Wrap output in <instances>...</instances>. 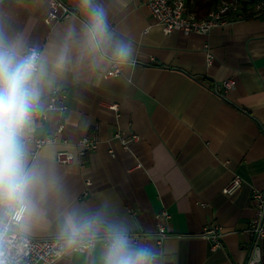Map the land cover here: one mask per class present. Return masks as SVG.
<instances>
[{
  "label": "crops",
  "instance_id": "obj_1",
  "mask_svg": "<svg viewBox=\"0 0 264 264\" xmlns=\"http://www.w3.org/2000/svg\"><path fill=\"white\" fill-rule=\"evenodd\" d=\"M61 1L72 14L47 24L48 0H0V21L10 34L22 36L26 47L50 54L70 27L78 37L85 21L78 0ZM99 2L113 32L132 43L133 61L105 77L111 63L81 59L72 43L68 70L42 97L28 138L30 161L54 172L61 190L36 205L23 233L60 238L64 211L107 205L137 242L158 251L159 264H246L251 246L246 229L256 214L252 190L264 188V15L235 19L204 34L165 33L145 0ZM185 2L203 15L220 0ZM204 44L212 54L209 65ZM229 78L234 85L224 89L222 81ZM54 90L66 94L63 111L57 103L47 105ZM60 123L56 140L37 148L33 140L53 135ZM117 130L136 133L139 140L123 147L113 138ZM85 135L98 139L96 149L67 164L55 161L56 151L75 152ZM235 174L241 186L223 193ZM163 210L168 235L157 244L155 216ZM212 221L223 229L216 250L200 235ZM261 246L258 264H264V240ZM65 248L68 253L52 264H100L99 242L87 251Z\"/></svg>",
  "mask_w": 264,
  "mask_h": 264
},
{
  "label": "clouds",
  "instance_id": "obj_2",
  "mask_svg": "<svg viewBox=\"0 0 264 264\" xmlns=\"http://www.w3.org/2000/svg\"><path fill=\"white\" fill-rule=\"evenodd\" d=\"M78 8L85 17L78 37L70 27L50 54L26 47L22 36L10 34L0 21V221L22 233L28 231L36 205L61 190L54 172L30 161L28 138L42 97L68 70L72 43L78 44L80 58L93 64L133 61L132 43L113 32L99 0H78ZM58 231L68 247L86 241L91 249L99 242L100 264H159L158 251L137 242L130 226L107 205L96 211H64Z\"/></svg>",
  "mask_w": 264,
  "mask_h": 264
},
{
  "label": "built area",
  "instance_id": "obj_3",
  "mask_svg": "<svg viewBox=\"0 0 264 264\" xmlns=\"http://www.w3.org/2000/svg\"><path fill=\"white\" fill-rule=\"evenodd\" d=\"M154 22L161 26L165 33L173 30L181 31L184 34L207 33L211 28L223 25L226 22L235 19L246 18L247 16L264 15V0L250 2L247 0H220L219 4L207 11L203 15H197L190 9L185 0H145ZM72 14L71 9L61 0H48L43 21L47 24L57 22ZM34 48V47H29ZM206 64L209 65L212 60V54L204 44ZM38 50V49H37ZM40 51V50H39ZM111 63V62H110ZM120 73V65L111 63L110 67L103 73V76L110 77ZM234 85L233 79L222 81V87L229 89ZM66 94L54 90L47 99V105L59 104L63 111L66 108ZM109 107L116 110L115 104ZM63 124H59L55 133L51 136L35 138V146L41 147L45 143L54 142L56 133L60 132ZM123 147H128L130 143L139 140V135L132 133L125 135L123 131L117 130L113 134ZM98 139L93 136H81L76 143V151L61 149L55 153V161L60 164L72 162L77 156H84L90 150L97 148ZM112 153L111 149H108ZM135 166H140L136 163ZM242 184V178L235 174L222 187L221 191L225 194H233ZM252 198L256 214L251 218L246 232L251 239V246L246 264H258L262 256L261 241L264 240V188L252 190ZM156 233L155 242L161 244L162 239L168 235L163 219L168 217L166 211H160L156 214ZM208 240L211 250H216L221 246V237L223 235L222 226L214 221L205 225L200 234ZM90 248L87 242L76 244L71 250L87 251ZM68 251L65 248L64 241L59 237H33L25 233L14 230V225L7 221H0V261L6 264H52L56 260L64 257Z\"/></svg>",
  "mask_w": 264,
  "mask_h": 264
},
{
  "label": "trees",
  "instance_id": "obj_4",
  "mask_svg": "<svg viewBox=\"0 0 264 264\" xmlns=\"http://www.w3.org/2000/svg\"><path fill=\"white\" fill-rule=\"evenodd\" d=\"M247 1L255 2V1H257V0H247ZM199 81H200L201 83H203L204 85H207V86H210V87H211L210 82L207 81L206 79L201 78V79H199Z\"/></svg>",
  "mask_w": 264,
  "mask_h": 264
}]
</instances>
